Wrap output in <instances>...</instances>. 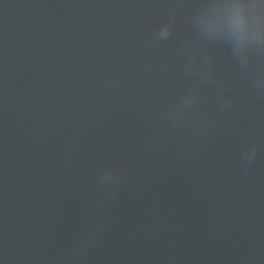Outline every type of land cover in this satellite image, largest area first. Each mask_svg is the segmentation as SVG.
Here are the masks:
<instances>
[{
	"label": "clouds",
	"instance_id": "9594fccd",
	"mask_svg": "<svg viewBox=\"0 0 264 264\" xmlns=\"http://www.w3.org/2000/svg\"><path fill=\"white\" fill-rule=\"evenodd\" d=\"M173 11L152 34V42L167 41L175 25ZM192 30L199 41L183 45L184 72L194 80L192 86L175 101L166 104L160 113L162 119L182 122L188 111L198 102L200 86L214 79V69L208 51L212 46L222 44L230 52L231 59L238 65L250 87L264 93V0H202L192 14ZM224 110L231 107V99L220 96ZM207 116L200 118L199 127L207 122ZM257 145L250 144L242 153L243 164L250 165L255 158ZM109 168L105 180L114 182Z\"/></svg>",
	"mask_w": 264,
	"mask_h": 264
}]
</instances>
